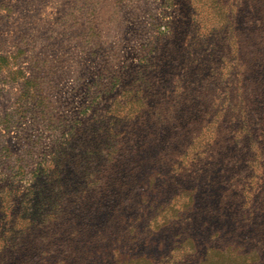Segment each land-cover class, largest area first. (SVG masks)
Here are the masks:
<instances>
[{"label":"trees","instance_id":"obj_1","mask_svg":"<svg viewBox=\"0 0 264 264\" xmlns=\"http://www.w3.org/2000/svg\"><path fill=\"white\" fill-rule=\"evenodd\" d=\"M231 6L186 63L149 67L177 85L153 128L101 130L28 185L0 178V264H264V0Z\"/></svg>","mask_w":264,"mask_h":264},{"label":"rangeland","instance_id":"obj_2","mask_svg":"<svg viewBox=\"0 0 264 264\" xmlns=\"http://www.w3.org/2000/svg\"><path fill=\"white\" fill-rule=\"evenodd\" d=\"M232 3L0 0V178L28 185L101 130L144 119L153 128L177 85L149 67L164 50L186 63L223 15L235 14ZM203 116L182 125L191 131L214 118Z\"/></svg>","mask_w":264,"mask_h":264}]
</instances>
